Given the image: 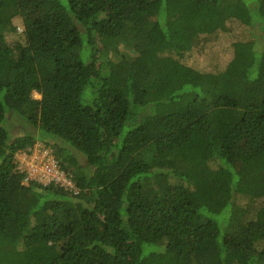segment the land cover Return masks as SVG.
<instances>
[{
  "label": "trees",
  "instance_id": "trees-1",
  "mask_svg": "<svg viewBox=\"0 0 264 264\" xmlns=\"http://www.w3.org/2000/svg\"><path fill=\"white\" fill-rule=\"evenodd\" d=\"M36 143L72 189L25 183ZM263 173L264 0H0V264H264Z\"/></svg>",
  "mask_w": 264,
  "mask_h": 264
},
{
  "label": "rangeland",
  "instance_id": "rangeland-1",
  "mask_svg": "<svg viewBox=\"0 0 264 264\" xmlns=\"http://www.w3.org/2000/svg\"><path fill=\"white\" fill-rule=\"evenodd\" d=\"M13 24L17 27V31L14 33H8L6 39L12 46L16 44L21 45L24 43V40L20 34L22 30L20 19L15 18ZM227 29L228 30L225 32H218L212 36L200 39L195 48L183 54V62L193 68L201 69L203 71H221L226 66H229L234 60L233 44L248 41L251 38L249 32L246 31V28H240V25L238 24L228 23ZM114 65H116L117 69L121 70V67L117 62H115ZM34 97L39 98L37 94H34ZM17 119L21 122L19 118ZM13 126L15 131L19 130L16 121H14ZM15 158L16 161H18V167H23L24 169L27 167L30 168L31 164L35 165L34 168H39V163H49L50 165L53 163L54 169L56 170V176L61 182L67 183L71 180L70 176L59 168L52 151L44 147L41 143L34 144L33 148L28 150V152H18ZM240 175L242 179H245L246 174L240 173ZM254 180L261 182L264 181V173L261 177ZM237 202L241 206H245L247 201L243 198H238Z\"/></svg>",
  "mask_w": 264,
  "mask_h": 264
},
{
  "label": "built area",
  "instance_id": "built-area-1",
  "mask_svg": "<svg viewBox=\"0 0 264 264\" xmlns=\"http://www.w3.org/2000/svg\"><path fill=\"white\" fill-rule=\"evenodd\" d=\"M40 167L37 168L31 164L30 168H23L18 167L22 172L26 174L25 181H36L40 184L46 185L49 183L58 184L62 187L72 189L73 185L71 180H69L67 183H63L59 180V178L56 176V170L54 169L53 163L50 165L49 163L41 164L39 163ZM33 166V167H32Z\"/></svg>",
  "mask_w": 264,
  "mask_h": 264
}]
</instances>
